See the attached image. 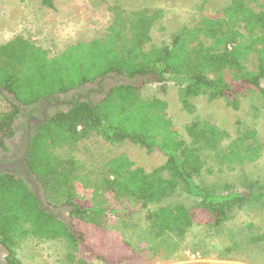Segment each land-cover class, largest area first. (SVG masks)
<instances>
[{"label":"trees","instance_id":"obj_1","mask_svg":"<svg viewBox=\"0 0 264 264\" xmlns=\"http://www.w3.org/2000/svg\"><path fill=\"white\" fill-rule=\"evenodd\" d=\"M51 0H41L51 6ZM257 10L247 0H230L216 16L202 17L193 26L170 34L169 42L149 44V30L161 10L143 8L122 17V45L92 39L65 47L55 56L29 41L15 37L0 46V94L7 96L9 109L0 115V147L14 134L13 122L21 107L45 97L66 93L85 83L109 75L126 82L114 84L97 102H73L31 131L26 163L47 198L64 190L69 218L64 222L44 209L34 190L16 175L0 174V242L8 249L11 263L19 264L14 246L24 236L62 238L86 258L103 264H139V255L129 242L104 226L90 201L66 190L79 169L72 156L56 158L52 150L72 148L92 135L107 143L128 141L154 150L165 162L146 171L126 156L107 163L100 187L114 196L133 200L139 207L160 203L180 190L197 199L192 207L158 205L145 211L147 228L156 235L185 233L194 224L218 228L234 209L264 203V184L251 183L242 191L213 192L197 182L204 160L199 148L211 150L219 163L253 162L264 155V139L255 129H246L224 148V133L207 122L193 119L185 127L189 143L165 116L166 103L144 97L130 81L143 78L150 83H174L180 88L183 108H193L190 99L206 95L239 107V98L254 88L264 96V5ZM116 21L115 24H119ZM118 36L120 31H113ZM6 148V147H5ZM98 186V185H97ZM69 193V194H67ZM56 197V196H54ZM264 240V234L252 239Z\"/></svg>","mask_w":264,"mask_h":264},{"label":"rangeland","instance_id":"obj_2","mask_svg":"<svg viewBox=\"0 0 264 264\" xmlns=\"http://www.w3.org/2000/svg\"><path fill=\"white\" fill-rule=\"evenodd\" d=\"M51 6L41 0H0V46L15 37H21L55 56L65 47L92 39L107 40L111 45H122V17L131 12L148 8L161 10L149 30V44L169 42L175 30L193 26L205 16H216L230 0H51ZM254 9L261 8L264 0H247ZM120 21L119 24H115ZM120 31V35L112 33ZM110 83L126 82L122 76L109 75ZM139 87V93L153 96L166 103L165 116L177 129L186 143L191 141L185 127L193 119L215 125L224 135L219 148H224L240 132L255 129L264 139V96L254 88L239 98L234 109L224 99L208 100L206 95L190 99L193 108L182 107L180 88L174 83L144 82L139 77L130 81ZM264 88V79L261 81ZM7 96L0 94V115L7 112ZM204 160L203 169L196 177L213 192L242 191L251 183L264 184V155L253 162L219 163L211 150L199 148ZM56 158L72 156L79 169L69 193L90 201L99 212L96 218L109 230L130 243L139 255V264H264V240L252 239L264 234V203H253L234 209L230 217L218 228L194 224L185 233L156 235L147 228L145 211L158 205L192 207L197 199L177 190L160 203L139 207L133 200L114 196L99 185L107 163L118 156H126L134 165L150 171L162 165L165 157L154 150L128 141L107 143L92 135L77 142L72 148L60 145L52 150ZM98 185V186H97ZM32 188V187H31ZM43 208L50 209L67 222L69 208L64 205L62 189L47 198L42 186ZM34 189V188H33ZM67 193V194H69ZM56 196V197H54ZM19 264H103L96 258L83 257L62 238L24 236L13 247ZM17 264V263H14Z\"/></svg>","mask_w":264,"mask_h":264},{"label":"flooded vegetation","instance_id":"obj_3","mask_svg":"<svg viewBox=\"0 0 264 264\" xmlns=\"http://www.w3.org/2000/svg\"><path fill=\"white\" fill-rule=\"evenodd\" d=\"M109 79L110 77H105L97 79L93 83H85L84 85L71 89L66 93H58L51 97L40 99L29 106L22 107L19 105L21 110L12 124L14 134L9 139L4 140L6 148L0 147V165L12 164L13 166L8 168L0 167V174H16L24 178L25 171H29L28 165L26 159L21 163L20 160L25 153L28 136L30 143L31 131L39 126L47 116L52 115L59 110H65L72 105L73 102L89 100L95 103L99 101L114 85L113 83H110L111 81ZM36 119L41 121V123H35L34 120ZM30 175L31 177H34L31 173ZM9 254L8 249L0 242V264H14L10 262Z\"/></svg>","mask_w":264,"mask_h":264},{"label":"water","instance_id":"obj_4","mask_svg":"<svg viewBox=\"0 0 264 264\" xmlns=\"http://www.w3.org/2000/svg\"><path fill=\"white\" fill-rule=\"evenodd\" d=\"M20 106H21V104H20ZM34 122L37 123V124L41 123V121H38L37 119L34 120ZM27 140L28 141H27V145H26V150H25V153H24L22 159L20 160V163L23 162L26 159L27 154H28L29 136H28ZM12 166H13L12 164L11 165H0L1 168H8V167H12ZM24 176L25 177L23 179L26 181V183H28L30 185V187L32 186L34 188L35 197L37 198L39 204L42 206V204H43V201H42L43 195H41V193H40V188L38 186L37 179L34 178V177H31L29 171H25V175ZM44 209H46V208L44 207Z\"/></svg>","mask_w":264,"mask_h":264}]
</instances>
